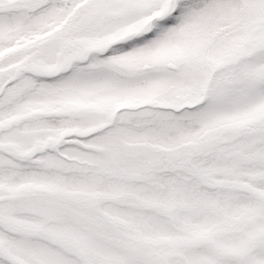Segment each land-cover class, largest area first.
Returning a JSON list of instances; mask_svg holds the SVG:
<instances>
[{"label": "snow or ice", "instance_id": "6c2138e0", "mask_svg": "<svg viewBox=\"0 0 264 264\" xmlns=\"http://www.w3.org/2000/svg\"><path fill=\"white\" fill-rule=\"evenodd\" d=\"M0 264H264V0H0Z\"/></svg>", "mask_w": 264, "mask_h": 264}]
</instances>
